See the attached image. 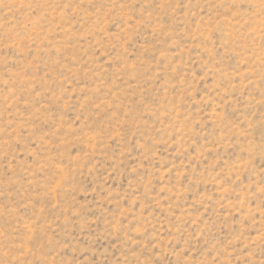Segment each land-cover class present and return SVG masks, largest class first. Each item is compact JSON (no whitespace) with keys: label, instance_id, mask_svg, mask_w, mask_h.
<instances>
[{"label":"rangeland","instance_id":"374dc122","mask_svg":"<svg viewBox=\"0 0 264 264\" xmlns=\"http://www.w3.org/2000/svg\"><path fill=\"white\" fill-rule=\"evenodd\" d=\"M0 264H264V0H0Z\"/></svg>","mask_w":264,"mask_h":264}]
</instances>
